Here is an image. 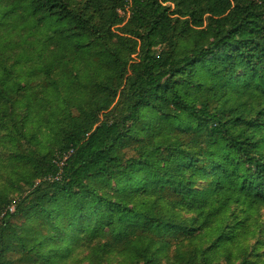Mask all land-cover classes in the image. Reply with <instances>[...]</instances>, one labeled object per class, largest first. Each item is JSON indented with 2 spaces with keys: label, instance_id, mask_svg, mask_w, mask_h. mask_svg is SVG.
Wrapping results in <instances>:
<instances>
[{
  "label": "trees",
  "instance_id": "16d2710c",
  "mask_svg": "<svg viewBox=\"0 0 264 264\" xmlns=\"http://www.w3.org/2000/svg\"><path fill=\"white\" fill-rule=\"evenodd\" d=\"M263 212L264 0H0V264H264Z\"/></svg>",
  "mask_w": 264,
  "mask_h": 264
},
{
  "label": "rangeland",
  "instance_id": "374dc122",
  "mask_svg": "<svg viewBox=\"0 0 264 264\" xmlns=\"http://www.w3.org/2000/svg\"><path fill=\"white\" fill-rule=\"evenodd\" d=\"M263 220H264V212H263ZM262 220V221H263ZM264 222V221H263ZM86 255V251H84V252H82V253H80V256L78 257L80 260H82V258L84 257ZM76 264H78V263H76ZM80 264H87V261H83L82 260V262L80 263Z\"/></svg>",
  "mask_w": 264,
  "mask_h": 264
}]
</instances>
